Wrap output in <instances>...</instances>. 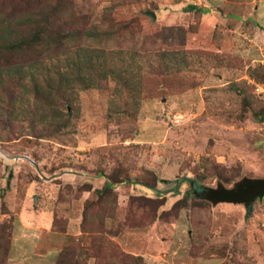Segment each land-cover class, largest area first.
<instances>
[{
  "label": "rangeland",
  "instance_id": "obj_1",
  "mask_svg": "<svg viewBox=\"0 0 264 264\" xmlns=\"http://www.w3.org/2000/svg\"><path fill=\"white\" fill-rule=\"evenodd\" d=\"M0 9L27 30L53 9L65 29H91L26 67L16 108L0 95L5 264H56L55 247L61 264H264V197L249 212L175 182L230 188L264 178V96L253 86L264 82L255 76L264 74V0H0ZM110 15L138 30L96 36ZM55 72L62 86L41 84ZM91 74L90 84L78 79ZM140 196L158 199V214L120 227L145 211L144 200L131 206ZM85 210L89 226L108 227L97 252L81 229Z\"/></svg>",
  "mask_w": 264,
  "mask_h": 264
},
{
  "label": "trees",
  "instance_id": "obj_2",
  "mask_svg": "<svg viewBox=\"0 0 264 264\" xmlns=\"http://www.w3.org/2000/svg\"><path fill=\"white\" fill-rule=\"evenodd\" d=\"M47 5L49 6L51 4ZM54 7H56V5L53 6V8ZM59 7H61V5H58L56 8ZM192 8L196 7L192 6ZM57 12V10L53 9L48 14L42 12L36 14L39 18L37 20L33 19L31 26L27 30L23 28L22 19L24 18H21L20 21L13 11L4 13L2 9H0V95L2 99L4 98L7 100V103L12 104L13 108L18 106V99L21 95L19 88L22 86L23 80L26 79L28 72H30L26 68L27 66H34L37 62H40L45 53L59 54L63 51L60 48L66 46V44L79 42L88 37L91 29L86 30L81 22L78 23V26L71 29L69 28L68 30L65 29V27L61 25L62 22L60 18L56 16ZM12 17L14 18V21L12 20ZM106 17H109V13ZM56 20H58V23H56ZM110 22L111 23L105 28V30L97 31L96 36L106 40L109 38H115L118 35L133 33V31L138 30H136L138 24H135L134 21L116 22L110 15ZM116 74H119V76L123 75L121 71H116ZM41 75L44 78V82L41 84H47V86L48 84L51 86V82L57 83L60 86L63 84L59 79L62 75L61 73L55 72L51 75L48 73L47 76L46 74ZM68 75L71 74L69 73ZM260 75L261 76L255 74L259 79H264V74L260 73ZM32 76L35 78L34 73H32ZM129 77H131V74L128 71L127 74H124L126 83L129 81ZM93 78V74H91L90 77L83 75L78 77V79L85 80L87 84H90V81ZM34 80L33 77L30 76L28 90L35 91L38 95L39 92H37V88L39 85L38 82ZM64 121V124L49 122L50 129L54 130V128L58 126L68 124L67 120ZM189 182L192 183V181ZM201 186L202 185L198 184V187ZM150 187L155 188L156 186L150 185ZM111 188L110 184H107L102 189V192L98 193L101 202H108L110 192L108 189ZM192 189L198 195H205L207 200L216 204L220 202H233L250 205L257 199L264 197V178L245 177L236 182L234 186L230 188L221 185L217 188H208V190L202 191V193H199L197 189L193 188V186ZM85 190H90V185L85 186ZM138 200L145 201L141 204L144 206L145 211H143L140 216L134 214L133 217L132 215H129L125 223L119 225L120 227H140L144 224V221L145 223L149 222L154 213L156 217L160 207V201L158 199H153L152 197L147 196H140L138 198L133 197L130 199L131 206L136 202H139ZM94 204H96V202H87L86 208ZM87 221V211L85 210L83 212L81 229L93 235L90 252H97V249L105 246V239L109 233L108 227L105 226L103 220L99 221V224L94 223L93 226H89ZM2 234L3 233L0 232V264H5L10 249V241L2 240ZM60 255L61 252L57 257L56 264H61L63 261V258H61ZM94 256L98 257L97 255ZM123 264L129 263L123 262Z\"/></svg>",
  "mask_w": 264,
  "mask_h": 264
},
{
  "label": "water",
  "instance_id": "obj_3",
  "mask_svg": "<svg viewBox=\"0 0 264 264\" xmlns=\"http://www.w3.org/2000/svg\"><path fill=\"white\" fill-rule=\"evenodd\" d=\"M147 13L152 17V19H155L156 18L155 12H147ZM182 180L192 181L193 188L197 189L199 192L208 190V188L207 187H204V186L198 187L197 182L194 179L190 178V177H186L185 179L179 178V179L175 180L177 186L181 183ZM252 206H253V203H251L249 205V212H251Z\"/></svg>",
  "mask_w": 264,
  "mask_h": 264
},
{
  "label": "built area",
  "instance_id": "obj_4",
  "mask_svg": "<svg viewBox=\"0 0 264 264\" xmlns=\"http://www.w3.org/2000/svg\"><path fill=\"white\" fill-rule=\"evenodd\" d=\"M255 92L260 96H264V82H253Z\"/></svg>",
  "mask_w": 264,
  "mask_h": 264
},
{
  "label": "crops",
  "instance_id": "obj_5",
  "mask_svg": "<svg viewBox=\"0 0 264 264\" xmlns=\"http://www.w3.org/2000/svg\"><path fill=\"white\" fill-rule=\"evenodd\" d=\"M51 226H52V223H51ZM44 228V231H45V229H46V226H44L43 227ZM47 230H49L50 232L52 231V227H49V229H47ZM56 234H59V233H57V232H55ZM60 252H61V250L58 248V247H55L54 248V250H53V252L52 253H50L49 254V256L50 255H54V257H58L59 256V254H60ZM42 255V254H41ZM41 255H39V256H41ZM45 255H42L41 257H44ZM57 260V259H56Z\"/></svg>",
  "mask_w": 264,
  "mask_h": 264
}]
</instances>
